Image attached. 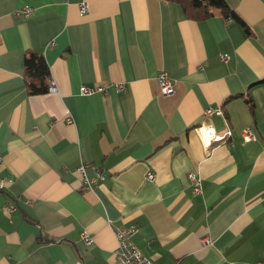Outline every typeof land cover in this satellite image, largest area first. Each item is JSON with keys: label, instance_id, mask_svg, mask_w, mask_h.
Segmentation results:
<instances>
[{"label": "crops", "instance_id": "obj_1", "mask_svg": "<svg viewBox=\"0 0 264 264\" xmlns=\"http://www.w3.org/2000/svg\"><path fill=\"white\" fill-rule=\"evenodd\" d=\"M227 2L247 29L166 0H0V264H118L112 226L131 225L154 264L264 262V0ZM32 52L55 91L28 92ZM162 71L173 95L161 93ZM108 84L107 95L80 93ZM206 124L233 135L207 145ZM83 162L105 172L92 190Z\"/></svg>", "mask_w": 264, "mask_h": 264}, {"label": "built area", "instance_id": "obj_2", "mask_svg": "<svg viewBox=\"0 0 264 264\" xmlns=\"http://www.w3.org/2000/svg\"><path fill=\"white\" fill-rule=\"evenodd\" d=\"M34 11L32 7H24L21 8L18 13L23 14L24 16H29ZM80 11L83 14H86L90 11V5L87 1H83L80 4ZM224 61L229 60V56L225 55L222 57ZM158 82L160 86L161 93L164 95H173L176 91V85L174 80L169 76V74L165 71H162L158 74ZM115 86L118 89H123V83H116ZM111 84L108 85H93L86 86L83 85L80 88V93L84 96L93 95V94H104L107 95L110 92ZM56 86L53 80L50 81L49 91H55ZM204 114L207 117L214 115H223V110L221 107H209L205 110ZM71 120V119H70ZM200 135L202 140L207 145H211L213 142H227L231 139L233 135V131L231 129H227L224 133L217 132L215 127L211 124H206L201 127ZM242 136L245 142H251L256 139V134L251 127H246L242 131ZM3 165V157L0 156V168ZM92 168L96 171V176L94 178H90L87 175V168ZM76 171L80 174L82 179V189L83 190H92L94 185L98 181H103L105 179V172L98 168L96 165L83 162L79 164L76 168ZM155 173L150 171L147 174V179L150 181L155 180ZM188 178L190 179L193 190L196 193L202 192V178L196 172H190L188 174ZM6 178L0 176V189H3L6 185ZM29 203V201H28ZM16 205L12 202L9 204V209L14 210ZM113 232L116 237L117 246L114 250V256L118 264H154L152 259L145 255L132 241V237L138 232L139 227L137 225L131 226H112ZM81 239L86 245H91L93 243L92 235L84 230L81 232ZM205 244H211V240L209 238L204 239ZM256 264H264L263 261H259Z\"/></svg>", "mask_w": 264, "mask_h": 264}, {"label": "trees", "instance_id": "obj_3", "mask_svg": "<svg viewBox=\"0 0 264 264\" xmlns=\"http://www.w3.org/2000/svg\"><path fill=\"white\" fill-rule=\"evenodd\" d=\"M182 6L186 15L194 20H204L212 17L220 10L226 18L232 17L247 29L245 22L231 8L227 0H166ZM24 76L30 94H44L49 91L50 68L43 54L30 53L25 58ZM249 108L255 114L254 103L248 100Z\"/></svg>", "mask_w": 264, "mask_h": 264}]
</instances>
